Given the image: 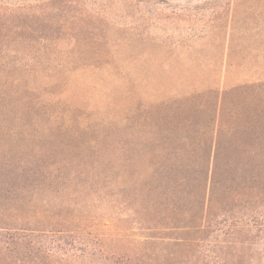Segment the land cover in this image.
I'll return each instance as SVG.
<instances>
[{
  "label": "rangeland",
  "instance_id": "obj_1",
  "mask_svg": "<svg viewBox=\"0 0 264 264\" xmlns=\"http://www.w3.org/2000/svg\"><path fill=\"white\" fill-rule=\"evenodd\" d=\"M0 5L47 12L0 36V264L27 222L43 264L264 263V0Z\"/></svg>",
  "mask_w": 264,
  "mask_h": 264
},
{
  "label": "trees",
  "instance_id": "obj_2",
  "mask_svg": "<svg viewBox=\"0 0 264 264\" xmlns=\"http://www.w3.org/2000/svg\"><path fill=\"white\" fill-rule=\"evenodd\" d=\"M45 12V10H41V8H38L37 6H32L29 9H7L0 5V21H2V25H0V32H3L0 36L8 39L11 38L12 35H9V33L14 30H21L24 32L28 31V34L32 33L34 29L31 27L33 24H36L39 19L40 15H42ZM18 15L21 16H29L30 19L24 20L23 23L15 24L16 18ZM30 30V32H29ZM24 34V33H21ZM33 34V33H32ZM31 35V34H30ZM26 37V35H24ZM33 38V36H32ZM3 171L6 173L12 172L13 176L21 177L23 178L24 182H27V185H35L42 180L46 179L49 175H51L53 180H57V178L62 174V168L57 166H46L43 164L36 163L31 160L22 161L19 165L15 166L14 168H3ZM46 176V177H45ZM44 177V178H43ZM264 198V191L257 192L253 194L252 196L248 197V201L250 203L258 204V201H261ZM237 200H240V197H237ZM241 203H244L243 200H240ZM255 209V208H254ZM252 209L251 219H252V226H257V219L260 216L259 210ZM226 213L225 219L223 220L224 223L228 222L229 214L227 213V210H224ZM263 213V212H262ZM222 214V213H221ZM223 215V214H222ZM264 214H262L263 216ZM220 215H216L213 217L215 220ZM15 222H19L15 220ZM15 227L12 228V237H10L9 241V247L5 249V252L9 255H11L14 259V261L19 263H25L27 261H36V264H43L44 258L41 259L39 255V250L36 248L31 247V240L30 236L32 232L28 231V222L27 223H20L15 224ZM258 233L260 234L262 231L257 229ZM30 232V233H28ZM258 233L255 234L258 236ZM1 253V252H0ZM115 260L116 262H111V264H150L149 262H142L141 260L138 261L137 259H131L130 256L125 254L116 256ZM264 264V263H262Z\"/></svg>",
  "mask_w": 264,
  "mask_h": 264
}]
</instances>
